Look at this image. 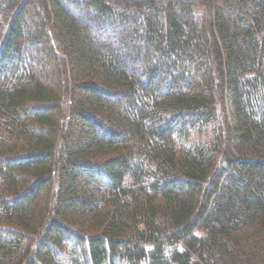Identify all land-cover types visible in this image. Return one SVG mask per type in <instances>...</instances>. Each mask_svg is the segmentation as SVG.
Wrapping results in <instances>:
<instances>
[{"label": "trees", "instance_id": "trees-1", "mask_svg": "<svg viewBox=\"0 0 264 264\" xmlns=\"http://www.w3.org/2000/svg\"><path fill=\"white\" fill-rule=\"evenodd\" d=\"M0 264H264V0H0Z\"/></svg>", "mask_w": 264, "mask_h": 264}]
</instances>
